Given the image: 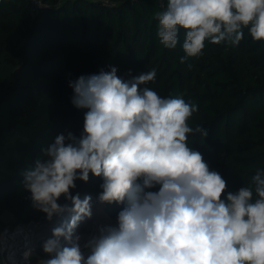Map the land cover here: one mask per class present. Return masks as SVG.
<instances>
[{"label": "clouds", "instance_id": "9594fccd", "mask_svg": "<svg viewBox=\"0 0 264 264\" xmlns=\"http://www.w3.org/2000/svg\"><path fill=\"white\" fill-rule=\"evenodd\" d=\"M154 18L168 49L185 30L181 63L201 55L206 40L238 46L245 29L264 42V0H168ZM117 72L110 66L69 81L71 103L87 109L83 132L58 134L23 173L32 207L48 221L71 214L43 242L49 258L38 264H264V170L251 185L227 191L222 175L188 146L189 134L208 135L188 125L198 106L140 87L155 80L154 69L129 80ZM89 173L103 178L101 202L125 207L115 226L99 227L83 244L85 256L77 229L92 217V198L81 200L70 189ZM61 196L71 206L58 203ZM31 255V248L22 253L24 260ZM8 260L16 264L15 252Z\"/></svg>", "mask_w": 264, "mask_h": 264}, {"label": "trees", "instance_id": "16d2710c", "mask_svg": "<svg viewBox=\"0 0 264 264\" xmlns=\"http://www.w3.org/2000/svg\"><path fill=\"white\" fill-rule=\"evenodd\" d=\"M41 1L32 15V0H0V230L4 210L16 222L45 215L32 207L23 173L58 134L83 132L87 109L71 103L69 81L110 66L124 80L154 69L155 80L140 87L198 106L188 125L208 135L189 134L188 146L222 175L227 191L251 185L264 170V42L247 29L238 46L206 40L201 55L181 63L185 30L175 49L157 36L154 13L166 10L168 0ZM102 183L89 173L70 192L99 197ZM110 205L115 212L125 207Z\"/></svg>", "mask_w": 264, "mask_h": 264}, {"label": "bare ground", "instance_id": "6f19581e", "mask_svg": "<svg viewBox=\"0 0 264 264\" xmlns=\"http://www.w3.org/2000/svg\"><path fill=\"white\" fill-rule=\"evenodd\" d=\"M85 196H91L92 200V217L86 218L83 220L77 229V233L81 235V248L85 256L90 254V250H83V244L94 235H98V229L104 225H113L117 224V221L106 220L107 216L102 212L104 202H101L98 197H95L92 194H84L80 196V199L83 200ZM71 206V202H67ZM65 204V203H63ZM61 204V205H63ZM66 214V213H64ZM63 214V215H64ZM54 216L51 221H48L45 217L43 220L32 221L30 223H23L19 226H16L14 230L8 229L3 235V244L13 250L15 255H22V253L28 248L32 249V253L36 252L39 249H42V246L38 245L39 239H44V241L49 238L52 234V229L60 226V224L66 220H70L71 214L67 213L66 217ZM81 232H86L83 235ZM92 232V234L90 233ZM85 234H91L85 236ZM43 250V249H42Z\"/></svg>", "mask_w": 264, "mask_h": 264}, {"label": "rangeland", "instance_id": "374dc122", "mask_svg": "<svg viewBox=\"0 0 264 264\" xmlns=\"http://www.w3.org/2000/svg\"><path fill=\"white\" fill-rule=\"evenodd\" d=\"M103 213L107 216V218H105L106 220H113V221H117V216H118V213L123 210L122 208L120 209V211L118 212H115V210H112V206L110 204H107V203H104L103 204ZM67 214V212H66ZM66 214L63 215V217H66ZM45 215L42 216L41 218L35 220V221H39V220H43L45 219ZM1 218H2V222H3V226H2V229L0 230V232H5L7 229H11V230H14V228L16 227V225H18V223L20 222H16V218H15V214L10 211V210H4V212L1 214ZM29 222V221H28ZM6 233V232H5ZM4 233V234H5ZM84 233L86 232H81V234L83 235ZM92 234V232H90ZM89 234V235H91ZM88 234H85V236L83 237H86V236H89ZM81 236V235H80ZM83 250L87 251V249L83 248ZM43 250L42 249H39L37 250L34 255H33V259L36 262H38L39 259L41 258H44L45 255L44 253L42 252Z\"/></svg>", "mask_w": 264, "mask_h": 264}, {"label": "built area", "instance_id": "2783aa9c", "mask_svg": "<svg viewBox=\"0 0 264 264\" xmlns=\"http://www.w3.org/2000/svg\"><path fill=\"white\" fill-rule=\"evenodd\" d=\"M42 5V1L41 0H32L31 6H30V11L32 15H35L37 12V9ZM34 220H30L29 222H20L18 223L19 226L23 223H30ZM8 230V229H7ZM6 230V231H7ZM5 231V232H6ZM0 246H2L5 250L3 252H0V261L2 264H13V261L8 260V256L10 253L14 252L13 250H10L9 248H7L2 241V244H0ZM43 252V251H42ZM35 253V252H34ZM34 253H32L30 259L28 260H24L22 255H15V262L16 264H38V262L35 263L34 259H33V255ZM44 253V252H43ZM45 257L44 259L49 258L48 254L44 253Z\"/></svg>", "mask_w": 264, "mask_h": 264}, {"label": "water", "instance_id": "95a60500", "mask_svg": "<svg viewBox=\"0 0 264 264\" xmlns=\"http://www.w3.org/2000/svg\"><path fill=\"white\" fill-rule=\"evenodd\" d=\"M88 194H90V193H88ZM92 195H94V194H92ZM94 196H95V195H94ZM95 197H97V196H95ZM43 242H44V239H39V240H38V245H39V246H42ZM0 264H2L1 261H0Z\"/></svg>", "mask_w": 264, "mask_h": 264}]
</instances>
